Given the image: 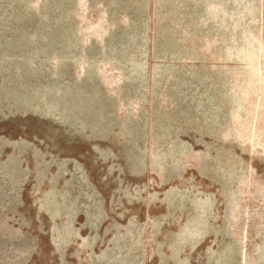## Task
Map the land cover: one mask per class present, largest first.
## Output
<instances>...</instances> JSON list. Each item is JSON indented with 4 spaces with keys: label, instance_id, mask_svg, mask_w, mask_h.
I'll return each instance as SVG.
<instances>
[{
    "label": "rangeland",
    "instance_id": "obj_1",
    "mask_svg": "<svg viewBox=\"0 0 264 264\" xmlns=\"http://www.w3.org/2000/svg\"><path fill=\"white\" fill-rule=\"evenodd\" d=\"M0 264H264V0H0Z\"/></svg>",
    "mask_w": 264,
    "mask_h": 264
}]
</instances>
